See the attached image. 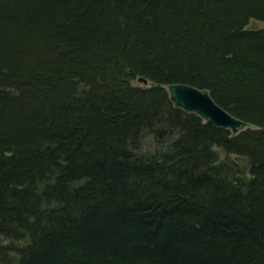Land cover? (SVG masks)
Here are the masks:
<instances>
[{"label": "trees", "instance_id": "1", "mask_svg": "<svg viewBox=\"0 0 264 264\" xmlns=\"http://www.w3.org/2000/svg\"><path fill=\"white\" fill-rule=\"evenodd\" d=\"M251 21L264 0H0V264H264ZM174 84L249 129L175 106Z\"/></svg>", "mask_w": 264, "mask_h": 264}, {"label": "water", "instance_id": "2", "mask_svg": "<svg viewBox=\"0 0 264 264\" xmlns=\"http://www.w3.org/2000/svg\"><path fill=\"white\" fill-rule=\"evenodd\" d=\"M139 82L148 84L146 79ZM171 101L186 112L197 114L206 124L240 134L249 129L246 122L234 117L219 106L211 93L187 84H174L168 88Z\"/></svg>", "mask_w": 264, "mask_h": 264}, {"label": "rangeland", "instance_id": "3", "mask_svg": "<svg viewBox=\"0 0 264 264\" xmlns=\"http://www.w3.org/2000/svg\"><path fill=\"white\" fill-rule=\"evenodd\" d=\"M249 29H264V23L262 22H256V21H251L249 26H248ZM134 85H141V86H146L147 84H143L142 82H139V81H135L133 82ZM148 86V85H147Z\"/></svg>", "mask_w": 264, "mask_h": 264}]
</instances>
